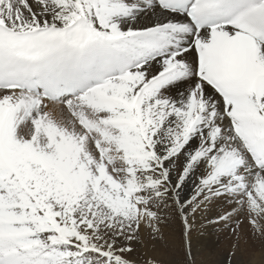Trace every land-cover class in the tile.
Masks as SVG:
<instances>
[{"label": "snow or ice", "instance_id": "1", "mask_svg": "<svg viewBox=\"0 0 264 264\" xmlns=\"http://www.w3.org/2000/svg\"><path fill=\"white\" fill-rule=\"evenodd\" d=\"M217 198L264 238V0H0V264H158Z\"/></svg>", "mask_w": 264, "mask_h": 264}, {"label": "bare ground", "instance_id": "2", "mask_svg": "<svg viewBox=\"0 0 264 264\" xmlns=\"http://www.w3.org/2000/svg\"><path fill=\"white\" fill-rule=\"evenodd\" d=\"M155 18H153L154 20ZM147 17L133 22L136 27L151 23ZM194 185L189 181L180 191L182 200L193 195ZM170 205L161 215L160 232L155 238L141 232L139 242H134V259L151 257L158 264H229L230 259L239 263L245 256L243 248L254 247L247 242L243 221L237 230L235 220L220 219L232 205L217 198L195 213L188 214L187 229L181 215ZM249 256L247 264H264V246ZM178 262H177V261ZM186 262V263H185Z\"/></svg>", "mask_w": 264, "mask_h": 264}, {"label": "rangeland", "instance_id": "3", "mask_svg": "<svg viewBox=\"0 0 264 264\" xmlns=\"http://www.w3.org/2000/svg\"><path fill=\"white\" fill-rule=\"evenodd\" d=\"M244 225H245V228L242 229V230L245 232L246 237L248 238V241L247 242H252L253 241V243L251 245L254 246V247H247V249L246 248H243L242 250L244 251V254H245V256L243 257V259L240 258L239 263H236L235 259H232L231 258L229 264H247V261L249 259V256L251 254H253L256 250L260 249V248H257V246L258 247L264 246V238L252 236L250 234V229H249V226L247 224V221L244 222ZM234 227L237 230L239 229V227L236 226V223L234 224Z\"/></svg>", "mask_w": 264, "mask_h": 264}]
</instances>
